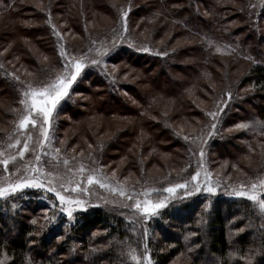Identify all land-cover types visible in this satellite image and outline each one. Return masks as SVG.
Here are the masks:
<instances>
[{"label":"rangeland","instance_id":"1","mask_svg":"<svg viewBox=\"0 0 264 264\" xmlns=\"http://www.w3.org/2000/svg\"><path fill=\"white\" fill-rule=\"evenodd\" d=\"M64 1L61 0L60 4ZM93 1L91 4L86 0L82 1V4L77 7L75 0H68L69 9H64L66 10L65 15L60 12L62 6L56 7L52 12L50 10L43 12L44 25L50 33L52 45L40 44L42 51L37 46L28 45L23 35L16 29L18 25L25 24L22 20L23 14L17 13L18 17L13 19L10 14L0 13V27L3 28L6 23L11 26L10 29L4 31L6 33H2L5 39L4 45L0 39V80L7 87L5 89L11 91L15 100L10 102L6 99V95H0V151L18 156L19 149L23 148L26 137L16 131V125L21 116L22 106L19 103L22 98L21 92L27 84H39L48 78H54L62 70L66 57L60 55L61 51L67 54V58L79 59L86 56V63L90 66L85 68L83 75L97 77L108 86H112L115 82L113 72L116 67L115 63H109L108 58L117 52L120 54L122 50H131L139 54H152L159 60H167L170 68L167 65L165 67L148 66L144 62L140 63L137 68L120 64L118 70L122 74L120 79L146 95L153 92L150 78L163 83V91L166 90L167 93L171 92L176 95V97L169 98L157 93L154 95L151 107L147 108L148 112L155 116L154 118L159 119L160 115L161 118L163 115L165 120L168 119L170 121L168 128L175 136H167L160 142L157 141L156 136H147L146 143L143 136H135V139L128 136L114 139L115 136H111L112 132L128 124L140 128L139 122L134 115L126 117L106 115L107 107L104 108V106H107L108 100L105 93L98 88H90L84 82L81 83L79 79L70 90L69 96L61 102L54 113L49 140L43 151L37 143L38 140L43 139L39 127L33 129L30 125L28 131L33 135L30 150L25 153L23 160L18 158L16 162L10 163L7 172L0 164V176L15 173L18 168L23 172L25 165L35 166L37 163L35 156L40 155L39 166L46 172L61 176L65 181L74 177L76 182H80L83 178L82 187L89 191H81L72 195L87 202V211L94 209L122 211L127 214L126 223L132 222L133 226H130L134 237L133 245L130 240H126L127 246L123 255L125 263L132 264L128 253L130 248H134L140 255L137 240L143 229L147 230L150 243L153 237L157 240L155 232L149 229L153 223L152 219L145 223L144 220L139 219L138 214L131 207L136 199H144L139 195L140 193L150 189L162 190L186 181L189 182L191 189L194 183L191 182L192 175L200 172L199 186L204 187V182L207 180L216 189L215 194L201 191L185 198V190L179 189L176 198L168 208L162 210L161 216L165 212L174 211L173 207L183 204L192 205V208L198 205L199 211L203 210L206 214L211 210L216 199L222 202L232 201L237 197L229 195L230 192L241 190L242 185L244 190H249L253 183L264 179V153L259 157L251 147L242 148L243 150L229 147L231 143L237 142L234 135L240 131L231 117L238 106L235 105L230 80L240 78L245 71L246 63L257 62V52L264 49V0H241V4L240 0H227L233 8L240 9L236 15L229 10L225 11L229 25L235 31H230L227 39L223 40L210 37L211 42L225 48L213 53L216 60L208 64H202L196 52L184 49L188 45H194L195 41H199L195 34L187 30L175 32L166 26L160 32V36L155 39L149 36V24L143 23L141 27L136 28L139 25L138 20L130 24L128 15L126 18L123 16L124 12L129 14L126 5L116 7L115 12L109 15L98 10L102 0ZM188 1L190 3V0ZM44 3L45 0H24V4L33 5L40 10L45 6ZM193 3L198 9L203 6L200 0H195ZM81 13L83 18L80 19V23H83L79 25L77 20ZM70 20L74 21L75 27L71 25ZM29 22L41 26L39 16L31 17ZM254 35H256L255 39ZM144 47H147L149 51H142ZM98 49H107L108 55L102 58L99 66L91 65L92 59H100ZM18 50L26 54L31 53L32 57L29 60L33 62V66L30 67L21 62L19 56L16 55ZM117 60L113 62H120L119 59ZM204 66L211 69L209 74L205 75ZM188 75L191 78L187 80ZM168 76L177 79L181 86L172 88L165 85L164 82ZM205 82L206 85L203 87ZM77 84L88 87V91L84 93L80 89L75 93L74 86ZM115 90L119 94L123 93L124 98L129 102L133 101L130 94L124 93L121 89L115 88ZM220 91L222 92L219 93ZM244 91L242 88L234 92L241 94ZM229 93H231V99H229ZM188 102H191L190 108L194 109V112L190 111V117L184 115L186 112L179 111L181 105L188 107ZM133 105L134 110L140 108L136 103ZM95 108L100 109L101 112L95 111ZM218 109H223V112H218ZM70 110L73 114L74 111L78 113L71 117ZM212 112H218L216 119L209 115ZM239 115L248 119L244 115ZM212 124H216L214 132L211 129ZM87 132H90L91 136H85L84 133ZM210 132L213 134L209 135ZM155 133L157 132L154 131L153 134ZM168 138L172 141L169 145L166 144ZM16 139H20L21 143L16 148L8 149V144L15 143ZM226 144L232 158H222L219 154L222 147H227ZM126 146H128L127 150H125ZM56 149H59V153ZM201 150L205 153L203 158L200 155ZM122 154L123 156H120ZM64 160L69 162L68 165L63 163ZM228 163H234V167L229 169ZM81 165L88 170H95L96 174L102 178L106 177L109 188H100L98 184L87 185L86 176L89 172L81 177L76 171ZM69 169L72 171L70 172ZM112 188L118 191L113 192ZM119 189L126 194L121 196ZM46 195L51 194H46L43 190L27 189L22 197L15 200V209L12 207V200L0 199V211L8 210L14 214L22 212L27 216L28 224H31V220L37 219L36 225H41L44 223L45 204L51 207V202L45 200ZM160 195L166 194L161 191ZM128 196H132V199L129 200ZM152 198L157 197L154 195ZM239 199L247 203L255 217V223L247 228L241 226L240 229L244 231L240 233L246 232L251 227H257L264 233V216H260L246 199ZM208 205L210 209L205 211ZM87 211H78L76 215ZM161 216L153 220L158 219V222H161ZM65 221L66 217H61V223L51 230L55 241H57V235L65 234L63 228ZM135 221L140 227L135 224ZM74 224L70 225L67 231ZM166 225L168 226V223ZM0 262L6 264V257L1 258ZM167 264L187 263L182 256H179Z\"/></svg>","mask_w":264,"mask_h":264},{"label":"trees","instance_id":"2","mask_svg":"<svg viewBox=\"0 0 264 264\" xmlns=\"http://www.w3.org/2000/svg\"><path fill=\"white\" fill-rule=\"evenodd\" d=\"M60 1L45 0V6L40 10L33 5L24 4V0H0V13L10 14L13 19L18 17L17 13L23 14L22 20L25 24L18 25L16 29L23 35L28 45L32 44L40 48V44L44 43L51 46V37L44 25L43 12L47 10L52 12L56 7L62 6L60 12L65 15L66 10L64 9H69L68 0H65L63 4H60ZM82 1L85 0H75L76 6L79 7ZM86 1L89 4L94 2L93 0ZM194 1L190 0L189 3L188 0H102L98 10L106 14H113L116 7L126 5L129 11V23L138 20L139 25L136 28L141 27L143 23L149 24V36L155 39L160 36V32L166 26L175 32L187 30L195 34L199 41H195L194 45H188L184 49L196 52L198 60L202 64H208L216 58L212 54L217 53V48L220 51L225 48L220 44H214L211 39H227L230 31H235L229 25L225 11L229 10L233 15H236L240 9L233 8L227 0H200L203 6L198 9L193 3ZM239 2L241 4V0ZM179 4L181 6H178ZM36 16L41 18V26L29 22L31 17ZM82 18L81 13L77 20L79 25L83 23H80ZM70 23L75 27L74 21L70 20ZM10 28L9 23L4 24L3 28L0 27V39L3 45L5 39H3L2 33H6L4 31ZM253 38L255 39L256 35ZM40 50L42 51V48ZM117 53L108 58L109 63L116 65L113 72L115 82L112 86L106 85L92 75H83L79 80L81 83L89 85L90 88H98L105 93L108 100L107 106H104V108L107 107L106 115H120L121 117L134 115L140 124V128L128 124L122 129L112 132L111 136H115L114 139L122 136L134 139L135 136H143L145 143L148 139L147 136H156L158 142L167 136H175L168 128L170 121L165 120L163 115L162 118L161 115L159 119L154 118L155 116L149 113L147 108L151 107L154 95L157 93L169 98L176 97V95L171 92L167 93L166 90L163 91V83L154 78L149 79L153 92L146 95L133 85L125 83V80L120 79L122 74L118 70L120 64L132 66V68H137L140 63L144 62L147 63L146 65L154 67L167 65L170 68V64L166 62L167 60H159L152 54H139L131 50H122L120 54ZM257 53L258 61L247 62L243 75L230 80L235 105L238 106L231 117L237 125L240 123L253 125L255 122L264 124V49ZM16 55L19 56L23 64L33 66V62L29 60L32 57L30 52L26 54L18 50ZM117 59L120 62H117ZM113 60L117 61L113 62ZM204 67L205 75L209 74L211 69ZM190 78L191 76L188 75L187 80ZM164 83L172 88L181 86L177 79L170 78V76ZM80 84L74 86V92L81 89L86 93L88 87H82ZM205 85L206 82L203 87ZM5 88L7 87L0 80V95H6L7 100L14 102L11 91ZM115 88L130 94L133 101L129 102L124 98L123 93L119 94ZM242 88L245 90L243 93L234 92ZM134 103L140 106L138 110H134ZM190 104L191 102H188V107L181 105L179 111L186 112L184 115L190 117V111L194 112V109L190 108ZM95 111L101 112L98 108H95ZM74 112V114L78 113ZM74 114L72 113L70 116L72 117ZM239 114L248 119L240 117ZM154 131L157 133L153 134ZM84 134L91 136L90 132ZM234 138L237 142L229 143V147L232 149L243 150L242 148L251 147L259 157L263 155L264 129L250 126L248 129H240ZM169 142H172L170 138L166 144L169 145ZM125 148L127 150L128 146ZM227 149H229L228 146L226 148L224 146L219 150L222 158H232ZM233 164L228 163V168H233ZM186 205L173 207L174 211L163 213L161 222H158V219H152L153 223L149 229L155 232L157 240H154L153 237L150 243L148 234L145 239L144 229L140 232L137 242L141 257L145 254L146 243L152 264H167L179 256H182L187 264H246L245 256L251 257L252 264H264V253L261 252V248L264 247V233L257 227H251L246 232L240 233L241 226L247 228L255 223L254 213L246 202L239 198L225 202L216 199L213 207L206 214L203 210L199 211L198 205H194L193 208L192 205H187V207ZM126 217L127 214L122 211L99 209L87 211L76 215L75 224L68 231V238L57 242L52 231L46 233L41 229V225L28 224L27 216L22 212L14 214L8 210L0 211V259L6 257V264H126L125 257H123L127 246L126 240H130L133 245L134 239L131 228L133 225L126 223ZM201 220L206 223L201 224ZM135 224L140 227L137 221ZM94 249L95 251H93Z\"/></svg>","mask_w":264,"mask_h":264},{"label":"snow or ice","instance_id":"3","mask_svg":"<svg viewBox=\"0 0 264 264\" xmlns=\"http://www.w3.org/2000/svg\"><path fill=\"white\" fill-rule=\"evenodd\" d=\"M127 15V12L123 13L125 18ZM126 30L127 28L125 25V31ZM56 34L59 35V33ZM141 50L144 52L149 51L147 47H144ZM217 51L219 52L220 49L217 48ZM97 53L100 59H92L91 65L99 66L102 62V58L108 55V50L98 49ZM60 55L66 57V62L64 63L62 70L57 73L54 78H48L36 85L27 84L21 92L22 98L19 100V103L22 106L21 116L16 125V131L18 134L25 136L26 139L23 142V148L18 151V156L16 154H7L5 151H0V164L4 166L5 172L8 171L10 163L16 162L18 158L23 160L25 153L30 150V142L33 140L32 133L28 131L30 125L33 129L39 127V132L43 139L38 140L37 143L41 151H43L46 142L49 140L51 122L54 113L61 105V102L69 96L73 85L82 78L85 68L90 66L86 63V56L79 59H76L75 57L67 58V54L64 51H61ZM228 96L229 99H231V93H229ZM218 112H223V109H218ZM218 112H212L209 113V115H211L213 119H216ZM250 126L264 129V124L260 122H255L253 125L240 123L236 125V128L248 129ZM211 129L214 132L216 124H212ZM212 134V132L209 133V135ZM20 143L21 140L16 139L15 143H9L7 147L8 149H13ZM56 152L59 153V149H56ZM200 155L202 158L205 155L203 150H201ZM35 160L37 162L36 165H25L23 172L18 168L15 173H11L7 176H0V199L5 201L12 200V207L15 209V200L22 197L27 189L43 190L46 194H51L46 195L45 197L46 201L51 202V207H49L47 203L45 204L43 209L44 223L41 224V229L51 231L61 223V217H66V221L63 223L65 234L57 235L56 237L57 242L64 241L68 238L67 230L69 226L75 223L76 213L78 211H87V202L76 198L72 194L89 190L82 187L84 184L83 178L80 182H76L74 177L65 181L63 177L54 175L52 172H46L39 166L41 161L40 155H36ZM63 163L68 165L69 162L64 160ZM69 171L71 172L72 170L69 169ZM76 171L81 177H83L86 172H89L86 176L87 185L98 184L100 188H109V184L106 183L107 178L100 177L96 174L95 170H88L81 165ZM199 176L200 172L192 175L191 182L194 183L191 189L189 188V182L186 181L185 183H177L165 187L162 190H146L139 194L143 196L144 199H136L131 207L134 209L135 213L138 214L139 219L144 220V222L147 223L148 220L162 215V210L170 206L172 201L176 198L179 189L185 190V198L191 197L201 191L215 194L216 189L209 181L205 180L204 187L199 186ZM111 191L116 192L118 189L112 188ZM161 191L166 195L161 196ZM119 194L124 196L126 193L122 189H119ZM154 195L157 197L156 199L152 198ZM229 195L246 199L254 206L260 216H264V179H261L258 183H253L249 190H244V186L242 185L241 190H234L233 192H230ZM128 199L131 200L132 196H128ZM57 201L59 202L58 204L56 203ZM209 209L210 205L205 207V211H208ZM49 212H51L50 215ZM37 223V219L31 220V224L36 225ZM129 223L132 222L129 221ZM200 223L204 224L206 221L201 220ZM243 231L244 229H241V232ZM145 239H147V230H145ZM185 239H188V237H185ZM144 248L145 254H143L142 257L137 253L136 249L130 248L128 255L130 256L132 264H152L146 243ZM72 251H74V249H72ZM93 251H95V249ZM261 252L264 253V247L261 248ZM244 259L246 260V264H252L250 256H245ZM0 264H2V262H0Z\"/></svg>","mask_w":264,"mask_h":264}]
</instances>
